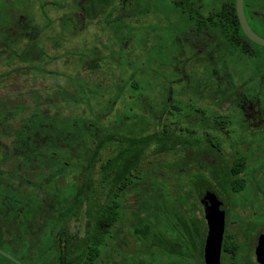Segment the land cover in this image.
<instances>
[{"label": "trees", "instance_id": "obj_1", "mask_svg": "<svg viewBox=\"0 0 264 264\" xmlns=\"http://www.w3.org/2000/svg\"><path fill=\"white\" fill-rule=\"evenodd\" d=\"M13 1L0 0V62L3 68L16 65L17 71L46 75L53 85L33 92L31 105L0 111V129L26 112L11 147L0 137V148L6 149L0 160V249L23 264H107L128 210L135 219L131 231L146 250L181 258L170 264L203 260L200 223L187 212L196 210L195 191L211 184L198 180L168 208L160 202L165 185L159 180L186 161L190 146L202 145L203 120L216 127L218 114H207L201 102L217 106L233 99L237 83L264 85V47L245 36L236 0H80V10L79 0H54L49 14L58 16L50 18L42 5L48 22L40 25L14 11ZM244 5L261 36L252 22L264 29V0ZM79 12L80 22H107L113 32L107 45L115 55L68 45L80 38ZM46 41L59 52L49 53ZM107 65L119 77L108 83L87 77ZM76 66L74 79L70 72ZM165 154L176 162L151 161ZM7 162L11 170L4 168ZM240 171L208 169L214 181L232 180ZM174 173L175 180L189 177L181 166ZM129 197L136 200L133 205L126 203ZM160 217L170 221L168 240L160 232ZM76 221L83 222V235L71 231Z\"/></svg>", "mask_w": 264, "mask_h": 264}, {"label": "flooded vegetation", "instance_id": "obj_2", "mask_svg": "<svg viewBox=\"0 0 264 264\" xmlns=\"http://www.w3.org/2000/svg\"><path fill=\"white\" fill-rule=\"evenodd\" d=\"M53 1L43 0V2L29 7H33L43 14L41 6L45 5L46 9L43 8L47 10L48 5ZM81 4L80 0L76 2L78 10L81 9ZM51 7L53 8V6ZM76 15L79 19H77L78 22H75L76 31L80 38L89 33L97 35L98 42L102 40L101 37L107 40L106 43L112 42L113 32L107 26V22H80L82 14L79 12ZM83 20H85L84 17ZM105 27L106 31L103 32ZM57 31L62 33L60 28ZM106 32L109 33L107 38L104 36ZM67 35L63 34V36ZM80 38H77L78 42L75 40L77 44L73 45L74 48L79 49L83 45L90 46L89 43L91 42L80 41ZM50 44L49 41L45 42V48L49 53L50 50L53 51L52 53L59 52V49H53ZM106 49L111 52V56L115 55L108 48V45L105 46V51ZM105 51L101 49L100 52L105 54ZM258 88H264V85L237 83L235 84L233 99H226L217 103V106H208L201 102L200 105H203L207 114L210 112L218 114L214 116L215 119H218V123L214 127L208 119L203 120L206 129L199 135L202 145L200 147L190 146L187 151L185 163L189 167L193 163L197 164L196 173H190L187 178V186L191 187L198 180H205L211 184L212 189L223 203L224 234L220 264H261L258 260L257 249L261 238L264 237V89ZM192 139L193 135L190 136L189 140L192 141ZM1 149L0 160L6 150L5 148ZM10 149L14 150L15 148ZM210 166H226L230 169L239 167L241 171L234 179L227 180L228 182L214 181L211 180L208 173ZM199 172L202 176H198ZM235 185L241 186L242 190L232 189V186ZM195 193L201 216L195 215L196 210L195 212H187V216L188 218H196L200 223L202 259L205 264V247L210 229L205 207L200 202L197 190Z\"/></svg>", "mask_w": 264, "mask_h": 264}, {"label": "rangeland", "instance_id": "obj_3", "mask_svg": "<svg viewBox=\"0 0 264 264\" xmlns=\"http://www.w3.org/2000/svg\"><path fill=\"white\" fill-rule=\"evenodd\" d=\"M31 1H32V3L43 2V0H31ZM11 6L13 7L14 11H16V12L19 11L20 14H23L24 16H26L31 22H35L38 25L42 24V22H48V19L46 16H44L43 14L36 11L33 7H31V8L28 7L27 5H25V3H22L18 0H14L12 2ZM160 8L162 9V11L167 10L164 6H160ZM50 9H51V7L49 6L47 9V14H49V12L51 11ZM57 16L58 15H56L55 12H52L50 14V17L53 20H55ZM252 25L256 29V31L262 37H264V29L260 28V26L258 25V22H252ZM91 30L93 31V29H91ZM105 31H106V27H105L103 32H105ZM104 36L107 38L109 36V33L108 32L104 33ZM139 37L140 36H138L137 38H139ZM101 38H102V40L99 41L100 42V44H99V42L97 40L98 39L97 35H92V34L87 33V34H84L83 36H81L80 41L85 40L86 42H91V43H89L91 46H93L95 48H99V49H104V51H105V46H107L106 45L107 40H105L103 37H101ZM77 42H74V43H71L68 45H75V44H77ZM71 47H73V46H71ZM50 51H51L50 53L53 52L52 50H50ZM105 54L108 56L112 55L111 52H109V50H107V49L105 51ZM52 68H54V66ZM79 68H80L79 66H76V68H74L73 70L70 69L71 70L70 73H72L74 75L73 76L74 79H77V75L79 73ZM107 68H110V69H107ZM137 68H138V66H137ZM65 72L69 73L66 70H65ZM85 73L86 72L83 71V74H85ZM52 75H54V74H52ZM114 75L119 77L118 71H116V69L112 65H107V66L103 67V70H101V72H99L93 76L87 75V77H90V79L93 82L102 81V82L108 83L109 80ZM52 85H53V82L50 81V77H48L46 75L33 74L30 71L20 72V71H17L16 65L8 67V68H5V67L3 68V63L0 62V111L1 110H9V111L14 112V111H16V109L19 106L31 105L33 92H35V93L37 91L40 92L41 89H44L46 87L49 88ZM87 87H89V85H87ZM100 97H101V94H98L96 96V99H94L93 101L99 100ZM97 107H98V109H100L101 105H99ZM117 109H119L120 111L122 110L120 104H118ZM100 111H101V109H100ZM114 114H112L110 116V119L115 117ZM25 115H26V112L24 114L17 115V117L13 116V118H15V119L11 120L9 122L8 126L5 125L6 127L2 128L3 130L0 129V137L2 139L3 144H6L9 147L12 146L11 143L13 141L12 140L13 130L15 127L19 126V124H18L19 120L21 119L22 116H25ZM4 132H7L6 133L7 136L3 135ZM5 137H9L10 140L7 139L5 141L4 140V139H6ZM176 160H177V158L170 156L168 154H165L163 156L157 157L155 160L152 159L151 161L156 162V164H158V163H167V164L173 163L174 164L176 162ZM180 166L184 169V171L188 175L190 173H196V168H197L196 163H193L189 167V165H187V163L181 161L178 164V166L174 169V172H176ZM12 167L13 166H12L11 162H7L4 166V168L6 170H11ZM174 172L171 173V172L167 171L165 173V175H166L165 179L161 178L159 180V182H160L159 184L165 185V187L162 188L160 202L163 200L168 208H169L168 203L169 202L172 203L176 196L182 197L185 195L184 191L187 192L189 190H192V187L185 185V183L188 180L186 178L187 175L182 174L180 176L181 180H175L177 173H174ZM177 183L180 184L181 186L185 185V187L184 188L183 187L178 188ZM70 192H71V189L66 188L65 196H69ZM194 201H195V205L197 207L196 212L194 211L195 215L201 216V213L199 212V211H201L199 208V202L196 201L195 199H194ZM135 202H136V200L133 197H129L128 200L126 201V203L130 204V205H133ZM159 206H162V204H160ZM162 207H160V208H162ZM124 214H125L124 219L119 224V231H121V234L119 235L118 240L111 241V243H110L112 246V248H111V250H112L111 256L112 257L110 258L109 261H107V264H161V262L163 264H170L169 262L171 260L173 262H176V263L181 260V258L179 256H171L169 253L161 251L158 248L152 249L151 251L146 250L147 244L141 243L139 240H137V238L133 235V233L131 231V229H132L130 226L131 222L135 221L133 215H131L130 211H128V210L126 212H124ZM142 217H144V215ZM160 221L161 222L164 221V224H162V226H161L160 232H161L162 236L164 237V239L168 240V231H169L170 221H169V219H167L165 221V217H160ZM70 227H71V231L73 233L80 232L81 235H83L85 232L83 229V222H77V221L72 222ZM157 228L159 231L158 226L156 227L155 231H157ZM16 257L21 258L19 255H16ZM188 262H189V264H203V260H200L198 258L193 259V260L189 259ZM0 264H9V263L4 262L0 258Z\"/></svg>", "mask_w": 264, "mask_h": 264}, {"label": "water", "instance_id": "obj_4", "mask_svg": "<svg viewBox=\"0 0 264 264\" xmlns=\"http://www.w3.org/2000/svg\"><path fill=\"white\" fill-rule=\"evenodd\" d=\"M236 12L240 26L246 37L253 43L264 47V38L258 36L249 25L246 17L244 0H236ZM200 202L204 205L209 223V236L205 247V264H220L221 245L224 234L223 203L210 185L201 186L198 190ZM0 255L15 264H22L12 255L0 250ZM258 260L264 264V237L261 238L257 249Z\"/></svg>", "mask_w": 264, "mask_h": 264}]
</instances>
